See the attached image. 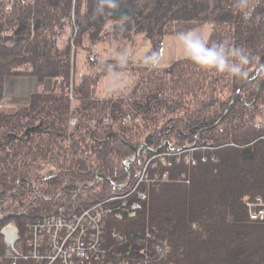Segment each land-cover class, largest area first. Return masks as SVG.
I'll list each match as a JSON object with an SVG mask.
<instances>
[{
    "label": "trees",
    "instance_id": "16d2710c",
    "mask_svg": "<svg viewBox=\"0 0 264 264\" xmlns=\"http://www.w3.org/2000/svg\"><path fill=\"white\" fill-rule=\"evenodd\" d=\"M9 1L0 0L4 264L11 260L1 231L9 223L24 233L45 206L81 211L133 189L131 197L108 203L118 212L132 209L138 193L146 196L133 215L111 213L105 219L117 259L264 264V220L252 221L245 204L264 198V127L256 125L264 117V0H119L103 16L95 13L98 0H12L8 9ZM73 13L77 51L141 33L160 53L166 36L211 24L207 44L226 40L243 49L250 57L248 75L204 71L184 58L167 68L134 67L127 94L100 97L102 76L126 67L102 66L75 80L71 43L61 31ZM12 76L52 79L58 86L7 112L1 105L4 81ZM70 85L73 99L65 94ZM196 140L207 149L195 153L194 166L185 149ZM169 145L183 153L179 162L174 155L162 162ZM143 169L148 177L138 184L136 174Z\"/></svg>",
    "mask_w": 264,
    "mask_h": 264
},
{
    "label": "built area",
    "instance_id": "2783aa9c",
    "mask_svg": "<svg viewBox=\"0 0 264 264\" xmlns=\"http://www.w3.org/2000/svg\"><path fill=\"white\" fill-rule=\"evenodd\" d=\"M65 94L70 99L74 98L73 85L65 90ZM144 171L145 169L139 170L136 174L138 184L148 177ZM123 187L125 188L119 185L117 188L123 189ZM134 193L135 189L126 195L115 196L111 200L81 211H74L62 205L45 206L38 214V218L28 226L19 246L11 244L6 257L11 260L10 264H131L129 260L122 258L120 260L112 255L113 246H110L111 248L108 246L105 234L107 232L105 219L111 213L119 218L124 213L131 216L140 209L141 202L146 197L141 192L135 196L138 201L132 205V209L115 212L108 204L109 201L131 197ZM125 202L127 203L124 201L122 206L126 205ZM247 206L252 220H264L262 202H247ZM114 237H117V233H114ZM12 239H19L16 230L12 232ZM158 251L165 252L162 247H159ZM30 260L34 263H30ZM0 264H2L1 259Z\"/></svg>",
    "mask_w": 264,
    "mask_h": 264
},
{
    "label": "rangeland",
    "instance_id": "374dc122",
    "mask_svg": "<svg viewBox=\"0 0 264 264\" xmlns=\"http://www.w3.org/2000/svg\"><path fill=\"white\" fill-rule=\"evenodd\" d=\"M193 31L208 43L212 33V25L205 24ZM67 34L70 35L68 31ZM92 46L93 43L89 44L87 48ZM71 48L74 54L76 81H79L83 74L90 73L102 66L119 65L116 56L125 50H130L131 55L125 66L126 68L114 70L111 72V76L108 73L100 79L97 87V95L100 97L127 94L134 82L133 68L144 65L141 58L155 52L153 41L141 33L134 34L131 39L119 42L101 41L95 44L96 49L94 52L99 59V64L94 66L89 63L90 52L88 49H79L77 51L76 46L73 45H71ZM160 55L161 59L158 64L160 68H167L176 61L187 58L184 55L183 45L177 39V35H168L163 39ZM130 176H132L131 173ZM130 176L128 177L129 180L132 178Z\"/></svg>",
    "mask_w": 264,
    "mask_h": 264
},
{
    "label": "clouds",
    "instance_id": "9594fccd",
    "mask_svg": "<svg viewBox=\"0 0 264 264\" xmlns=\"http://www.w3.org/2000/svg\"><path fill=\"white\" fill-rule=\"evenodd\" d=\"M118 7L119 0H98L95 13L96 15L103 16L106 10H113ZM177 39L183 45L184 55L201 70H215L238 78L247 77L248 72L244 66L250 63V57L243 49L229 47L226 40L219 43H212L209 46L193 30L178 33ZM130 55V50H125L116 56L121 68L126 66ZM141 59L145 65L156 68L160 62L161 55L158 52H152L150 55L143 56ZM109 72L111 76V70Z\"/></svg>",
    "mask_w": 264,
    "mask_h": 264
},
{
    "label": "bare ground",
    "instance_id": "6f19581e",
    "mask_svg": "<svg viewBox=\"0 0 264 264\" xmlns=\"http://www.w3.org/2000/svg\"><path fill=\"white\" fill-rule=\"evenodd\" d=\"M8 9H12V0H10L8 2ZM62 36L64 37V39H68L70 40V43L71 45L73 46H76L75 43H74V40L77 36V33H78V26H77V23H76V15L75 13L72 14L71 17H68V18H64L63 19V25H62ZM67 31L69 32L70 35L67 34ZM91 44V43H89ZM95 44H93L92 47H88V50L90 52V56H89V62H94L96 61V58L98 59L97 55H95ZM96 64H99V59L97 60V63ZM5 82V81H4ZM2 105V103H1ZM27 105V104H26ZM24 106V105H23ZM20 108V107H19ZM18 108V109H19ZM4 109V108H3ZM229 109V108H228ZM16 111V110H15ZM14 112V111H13ZM260 113H264V107H262V109H260ZM264 117H261L260 116V121L257 122V127H264ZM220 123V121H218L216 123V125H218ZM164 145L167 144V141H164L163 143ZM168 152H165V153H161V159H162V162L164 164H168V156L170 155H174L175 157H177V161L179 162V160L181 159V155L183 153H181V151H170V145L168 146ZM207 149L206 147H202V146H199L197 140L195 142H193L192 144H190L188 146L187 149H185V156L188 157V159L190 161H192V164L194 166L198 165L199 164V159L197 157H195V153L196 152H199L200 150H205ZM142 148H140L136 154L140 155V152H141ZM157 152V151H156ZM139 158V157H138ZM207 155L203 154L201 156V162H206L207 161ZM131 160H136L135 157ZM132 177V176H130ZM255 202V203H259V202H262V204L264 205V198L263 197H256L254 198L252 201H249V200H246L245 201V204L247 206V202ZM248 208V206H247ZM248 212H249V217H250V211H249V208H248ZM38 218V215L36 217V219ZM251 219V218H250ZM252 220V219H251ZM254 221V220H252ZM13 230H16L18 235H19V239L17 240H13L12 239V232ZM27 231V230H26ZM25 231V232H26ZM2 234L4 236V239H5V243H6V252L7 250L11 247V244H14L15 246H19L20 244V241L24 238V233H21L19 231V229L17 228V226L14 224V223H9L8 225H6L3 229H2ZM5 256H6V253H5ZM1 259V258H0ZM2 260V264H4V261L3 259ZM30 263H34L33 260H30L29 261ZM23 263V262H22Z\"/></svg>",
    "mask_w": 264,
    "mask_h": 264
},
{
    "label": "crops",
    "instance_id": "0c3cea01",
    "mask_svg": "<svg viewBox=\"0 0 264 264\" xmlns=\"http://www.w3.org/2000/svg\"><path fill=\"white\" fill-rule=\"evenodd\" d=\"M57 86L52 79H46L40 82L32 76L7 77L4 82L2 107L7 112H13L19 107L28 104L33 94L48 92L57 88Z\"/></svg>",
    "mask_w": 264,
    "mask_h": 264
},
{
    "label": "water",
    "instance_id": "95a60500",
    "mask_svg": "<svg viewBox=\"0 0 264 264\" xmlns=\"http://www.w3.org/2000/svg\"><path fill=\"white\" fill-rule=\"evenodd\" d=\"M138 157H139V155L136 154L135 159H138ZM130 161L132 162L133 160H130ZM128 171H129V170H128Z\"/></svg>",
    "mask_w": 264,
    "mask_h": 264
}]
</instances>
